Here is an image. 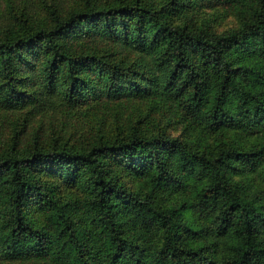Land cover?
Instances as JSON below:
<instances>
[{
  "label": "trees",
  "instance_id": "16d2710c",
  "mask_svg": "<svg viewBox=\"0 0 264 264\" xmlns=\"http://www.w3.org/2000/svg\"><path fill=\"white\" fill-rule=\"evenodd\" d=\"M218 6L240 16L238 30L189 23ZM137 104L177 109L216 136L213 148L134 126L59 143L68 119L47 144L23 140L24 125L0 146V264H264V0H82L0 29V112L53 125L83 105ZM123 172L177 197L133 192ZM50 173L84 203L55 198L37 177Z\"/></svg>",
  "mask_w": 264,
  "mask_h": 264
},
{
  "label": "rangeland",
  "instance_id": "374dc122",
  "mask_svg": "<svg viewBox=\"0 0 264 264\" xmlns=\"http://www.w3.org/2000/svg\"><path fill=\"white\" fill-rule=\"evenodd\" d=\"M82 0H0V29L16 26L18 28L22 23L27 22L29 25L38 26L48 19V13L54 8L57 10H68L77 8ZM189 23L193 26H203L208 31L222 34L238 30L241 26L240 16L224 6H218L214 9L200 8L187 14ZM175 22H179L176 20ZM92 106H80L72 110L68 117L58 115L53 125L50 122V115H30L25 116L18 113L0 112V146L6 147L15 143L22 132L23 126L28 124L29 131L24 133V139H33L37 136L39 141L59 137L57 126L64 119L69 121L62 123V136L59 143L66 142L69 145L78 146L87 136L98 139L102 136L104 140H111L117 136H122L130 127H136L141 134H155L162 131L171 137H176L182 142L189 144L194 143L198 146L212 147L215 144V135H206L201 126L187 119L177 109L160 111L153 109L149 104H137L129 110L118 109L113 107L107 111L95 109ZM45 133L42 138L41 134ZM39 134V135H38ZM224 140L231 139L232 134L226 133ZM68 139V141H67ZM26 141V140H25ZM45 143V142H44ZM241 145L247 146L249 143L243 138H239ZM82 144V143H81ZM40 180L53 188L54 197L65 202L73 200L83 204L85 195L82 188L65 182L61 177L55 174L46 176L37 174ZM118 179L128 189L140 194H149L154 196L157 203L166 204L174 201L177 196L160 192L156 190L148 179L143 175L123 172L118 174ZM35 222L44 223V213L34 210L32 214Z\"/></svg>",
  "mask_w": 264,
  "mask_h": 264
}]
</instances>
